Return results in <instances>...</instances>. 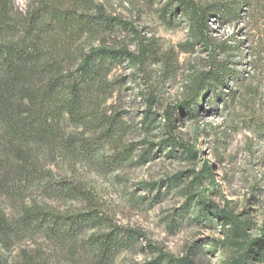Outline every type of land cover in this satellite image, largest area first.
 Returning <instances> with one entry per match:
<instances>
[{
  "label": "rangeland",
  "instance_id": "1",
  "mask_svg": "<svg viewBox=\"0 0 264 264\" xmlns=\"http://www.w3.org/2000/svg\"><path fill=\"white\" fill-rule=\"evenodd\" d=\"M14 1L21 10L32 3ZM98 2L138 30V37L116 30L108 36L110 44L128 45L133 52L140 41L150 45L146 67L125 61L110 76L118 84L106 106L120 120L132 161L109 171L104 164L112 152L105 148L76 168V176L92 184L101 210L146 235L116 264H264V0H251L239 21L210 17L209 37L226 43L231 49L226 54L212 53L194 37L174 0ZM220 64L236 72L237 82L230 80L214 95L203 90L201 106H184L200 77ZM66 127L77 137L89 136L71 123ZM65 169L61 173L69 175ZM201 193L206 204L199 203ZM39 195L33 192L26 203L41 201ZM209 203L240 215L253 246L230 226L222 229ZM51 204L62 211L86 206ZM200 211L205 221L195 216ZM0 256L3 264H68L60 247L33 232L0 246Z\"/></svg>",
  "mask_w": 264,
  "mask_h": 264
},
{
  "label": "trees",
  "instance_id": "2",
  "mask_svg": "<svg viewBox=\"0 0 264 264\" xmlns=\"http://www.w3.org/2000/svg\"><path fill=\"white\" fill-rule=\"evenodd\" d=\"M174 1L194 37L216 54L231 49L209 37L210 17L232 23L242 19L244 7H251V0ZM116 30L138 37L132 23L108 14L98 0H32L27 10L16 7L14 0H0V198L6 201L0 202L1 247L11 246L25 232L40 233L61 248L68 264H116L146 239L142 230L119 225L101 210L92 184L76 176L80 162L105 148L112 152L104 164L109 171L132 161L120 120L106 106L118 84L110 76L125 61L146 67L150 45L140 41L135 52L128 45H112L108 36ZM227 69L220 64L203 74L184 106H201L205 89L214 95L230 80L236 83V72ZM66 122L89 136L67 133ZM189 153L195 155L194 150ZM64 168L69 175L61 173ZM33 192L42 200L27 204ZM198 198L200 205L206 204L202 193ZM51 202L86 206L62 211ZM209 205L222 229L230 226L253 246L240 215ZM195 216L205 221L202 211Z\"/></svg>",
  "mask_w": 264,
  "mask_h": 264
}]
</instances>
